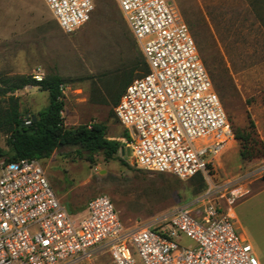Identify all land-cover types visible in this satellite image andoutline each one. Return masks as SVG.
<instances>
[{"label":"rangeland","instance_id":"374dc122","mask_svg":"<svg viewBox=\"0 0 264 264\" xmlns=\"http://www.w3.org/2000/svg\"><path fill=\"white\" fill-rule=\"evenodd\" d=\"M171 7L196 44L233 132L250 130L253 124L264 144V0H171ZM132 42L114 0H98L90 21L69 35L58 28L42 0H0V85L7 89L16 77L58 76L65 88L64 126L102 124L109 140L124 144L123 129L108 101L126 74L132 81L143 75ZM12 103L23 120L46 109L47 93L25 86L1 98L0 108L5 111ZM6 141L2 135L0 147L5 152ZM39 163L66 211L82 215L90 199L105 195L125 228L141 226L188 203L210 185L229 184L235 194L247 192L235 199L230 212L238 232L264 264V159L243 161L234 138L212 160L206 178L188 181L144 172L131 155L120 152L105 160L101 154L89 156L63 147ZM218 202L229 209L226 199ZM181 243L190 245L185 238ZM86 264L112 263L106 251L97 250Z\"/></svg>","mask_w":264,"mask_h":264},{"label":"built area","instance_id":"2783aa9c","mask_svg":"<svg viewBox=\"0 0 264 264\" xmlns=\"http://www.w3.org/2000/svg\"><path fill=\"white\" fill-rule=\"evenodd\" d=\"M42 1L69 35L90 21L98 0ZM114 1L148 70L113 109L133 164L180 181L206 178L234 134L188 28L171 0ZM22 122L29 126L31 119ZM246 193L210 185L188 203L125 228L107 196L90 199L74 216L55 197L38 160H1L0 264H86L97 250L112 264H260L230 214Z\"/></svg>","mask_w":264,"mask_h":264},{"label":"trees","instance_id":"16d2710c","mask_svg":"<svg viewBox=\"0 0 264 264\" xmlns=\"http://www.w3.org/2000/svg\"><path fill=\"white\" fill-rule=\"evenodd\" d=\"M132 43L138 50L144 67L142 75L144 76L148 71L147 66L134 39ZM204 63L210 67L207 60H204ZM210 75L214 79L212 69H210ZM12 81V85L7 89L0 85V99L25 86H31L47 93L48 106L30 117L29 126H24L15 103H12L5 111L0 108V137L7 136L6 145L8 147L6 152L0 147V161L45 160L63 147L77 148L89 156L101 154L105 160L119 154L124 144L109 140L106 137L104 125L91 123L72 129L64 126L62 118L64 102L60 90L62 85L60 77H46L41 82H37L32 77H16ZM131 82V74H126V77L113 87V94L108 101L113 109L118 105L123 92ZM233 133L235 141L239 144V156L243 161L264 159V144L258 139L253 124L250 130L235 129ZM89 160L91 161V158Z\"/></svg>","mask_w":264,"mask_h":264},{"label":"water","instance_id":"95a60500","mask_svg":"<svg viewBox=\"0 0 264 264\" xmlns=\"http://www.w3.org/2000/svg\"><path fill=\"white\" fill-rule=\"evenodd\" d=\"M120 153H121V155L126 154V156H130V151L128 150V148L127 149L120 148Z\"/></svg>","mask_w":264,"mask_h":264},{"label":"bare ground","instance_id":"6f19581e","mask_svg":"<svg viewBox=\"0 0 264 264\" xmlns=\"http://www.w3.org/2000/svg\"><path fill=\"white\" fill-rule=\"evenodd\" d=\"M231 142H233V140L230 141L225 147H227ZM225 147L222 149V151L225 149ZM230 214H231V212H230ZM231 216L235 219V215H234V213H232Z\"/></svg>","mask_w":264,"mask_h":264},{"label":"crops","instance_id":"0c3cea01","mask_svg":"<svg viewBox=\"0 0 264 264\" xmlns=\"http://www.w3.org/2000/svg\"><path fill=\"white\" fill-rule=\"evenodd\" d=\"M260 192H261V190H260Z\"/></svg>","mask_w":264,"mask_h":264}]
</instances>
